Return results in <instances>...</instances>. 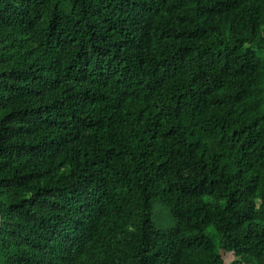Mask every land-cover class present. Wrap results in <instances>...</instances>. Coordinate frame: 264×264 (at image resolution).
Returning <instances> with one entry per match:
<instances>
[{"label":"trees","instance_id":"obj_1","mask_svg":"<svg viewBox=\"0 0 264 264\" xmlns=\"http://www.w3.org/2000/svg\"><path fill=\"white\" fill-rule=\"evenodd\" d=\"M0 211V264H264V0H0Z\"/></svg>","mask_w":264,"mask_h":264},{"label":"rangeland","instance_id":"obj_2","mask_svg":"<svg viewBox=\"0 0 264 264\" xmlns=\"http://www.w3.org/2000/svg\"><path fill=\"white\" fill-rule=\"evenodd\" d=\"M156 210H155V220L159 222V224H164L165 226H171L173 224V221L167 211H163L162 214L160 213L161 208L160 205H156ZM224 259L226 263H229L230 261L233 260L232 254L229 253H224Z\"/></svg>","mask_w":264,"mask_h":264},{"label":"water","instance_id":"obj_3","mask_svg":"<svg viewBox=\"0 0 264 264\" xmlns=\"http://www.w3.org/2000/svg\"><path fill=\"white\" fill-rule=\"evenodd\" d=\"M1 223H2V215H1V211H0V227H1Z\"/></svg>","mask_w":264,"mask_h":264}]
</instances>
